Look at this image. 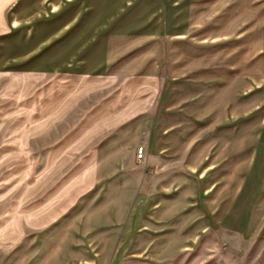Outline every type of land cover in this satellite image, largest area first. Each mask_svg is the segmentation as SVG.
<instances>
[{
  "label": "rangeland",
  "instance_id": "rangeland-1",
  "mask_svg": "<svg viewBox=\"0 0 264 264\" xmlns=\"http://www.w3.org/2000/svg\"><path fill=\"white\" fill-rule=\"evenodd\" d=\"M20 2L0 0L4 65L14 64V53H59L64 45L74 53L76 44L97 39L107 53H126L133 64L152 68L145 82L158 83L144 92L151 108L161 82L176 83L166 102L168 113L178 114L165 124L179 134L194 130L161 168L147 167L149 179L157 171L192 178L197 216L190 250L161 262L138 257L112 264H264V0H94L96 23L87 31L74 24L89 0ZM36 87L11 70L0 73V264L22 261L20 254L21 264H38L44 252L31 249L40 246L44 225L37 221L48 197L61 192L66 177L78 176L81 185L90 177L73 169L88 161L87 153L48 152L76 124L75 114L28 120L26 99ZM133 159L142 163L144 153Z\"/></svg>",
  "mask_w": 264,
  "mask_h": 264
},
{
  "label": "crops",
  "instance_id": "crops-1",
  "mask_svg": "<svg viewBox=\"0 0 264 264\" xmlns=\"http://www.w3.org/2000/svg\"><path fill=\"white\" fill-rule=\"evenodd\" d=\"M89 2L74 24L86 31L96 23L93 3H97ZM96 40L76 44L74 53H66L71 45H64L59 53H14L8 58L14 62L10 66L0 61V73L11 70L40 86L26 99L28 120L75 114L76 124L48 152L88 155V161L76 163L73 169L87 170L90 177L82 185L78 176L66 177L61 192L48 197L37 221L44 225L37 239L40 246L31 250H43L38 264H112L138 257L166 261L193 245L197 214L192 178L172 173L158 177L157 171L149 179L147 167L161 168L166 155L177 151L179 139L194 138V130L179 134L165 124L167 115L178 114L168 113L166 102L170 84L175 90L176 83L162 81L151 108L144 92L158 83L157 79L150 85L145 82L154 74L152 68L133 64L126 53H107L108 48L100 49ZM99 49L104 52L96 53ZM202 136L205 149L209 136ZM139 144L144 161L135 164ZM184 169L191 170L189 165ZM77 184L79 192H75ZM202 217V228H208L209 215L202 212ZM24 256L20 254L19 260Z\"/></svg>",
  "mask_w": 264,
  "mask_h": 264
},
{
  "label": "built area",
  "instance_id": "built-area-1",
  "mask_svg": "<svg viewBox=\"0 0 264 264\" xmlns=\"http://www.w3.org/2000/svg\"><path fill=\"white\" fill-rule=\"evenodd\" d=\"M135 158L136 160L140 161L143 158V147L138 146L135 151Z\"/></svg>",
  "mask_w": 264,
  "mask_h": 264
}]
</instances>
